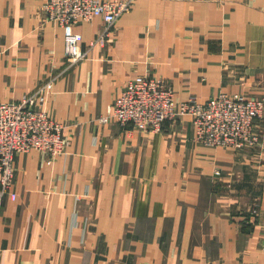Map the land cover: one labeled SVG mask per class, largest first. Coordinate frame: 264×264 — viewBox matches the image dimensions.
Wrapping results in <instances>:
<instances>
[{"label": "crops", "instance_id": "1", "mask_svg": "<svg viewBox=\"0 0 264 264\" xmlns=\"http://www.w3.org/2000/svg\"><path fill=\"white\" fill-rule=\"evenodd\" d=\"M44 3L0 0V102L53 79L44 108L64 138L56 157L15 155L0 264H264V115L240 149L198 144L191 116L158 132L101 122L140 77L178 101L264 100V0H138L112 26L64 27ZM70 34L87 52L71 67Z\"/></svg>", "mask_w": 264, "mask_h": 264}, {"label": "built area", "instance_id": "2", "mask_svg": "<svg viewBox=\"0 0 264 264\" xmlns=\"http://www.w3.org/2000/svg\"><path fill=\"white\" fill-rule=\"evenodd\" d=\"M137 1L45 0L42 9L47 21L61 27L96 18L112 26L118 17L130 12ZM107 33L97 43L113 41ZM80 39L77 34L65 37V59L69 67L87 58V52L78 47ZM53 84L52 79L18 102H0V197L10 195L16 199L12 191L16 154L35 150L53 158L63 152L62 125L44 108ZM263 111L264 100L247 99L241 94H221L204 103L194 97L178 101L165 83L153 77H140L127 83L101 122L115 120L122 126L158 132L168 120L191 116L198 144L240 149L258 142L254 129L263 118Z\"/></svg>", "mask_w": 264, "mask_h": 264}]
</instances>
